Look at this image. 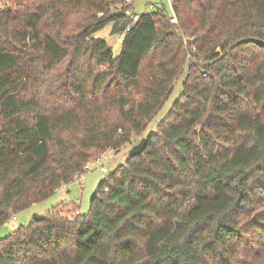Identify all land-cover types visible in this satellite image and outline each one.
Here are the masks:
<instances>
[{
  "label": "trees",
  "instance_id": "trees-1",
  "mask_svg": "<svg viewBox=\"0 0 264 264\" xmlns=\"http://www.w3.org/2000/svg\"><path fill=\"white\" fill-rule=\"evenodd\" d=\"M169 3L175 24L137 14L114 56L95 33L120 37L131 1L2 0L0 226L147 141L86 214L1 238L0 264H264V0Z\"/></svg>",
  "mask_w": 264,
  "mask_h": 264
},
{
  "label": "rangeland",
  "instance_id": "rangeland-1",
  "mask_svg": "<svg viewBox=\"0 0 264 264\" xmlns=\"http://www.w3.org/2000/svg\"><path fill=\"white\" fill-rule=\"evenodd\" d=\"M131 10L136 14H151L158 8H163L168 14L171 13V8L169 0H130ZM150 5L153 7L150 8ZM95 36L105 40V42L112 47L114 56L119 55L121 51V43L119 40V34H110V25H106L101 30L95 33ZM182 76L175 82L174 89L166 100L164 106L160 111L153 117V119L148 123L145 130V134L153 131L159 121L164 117L166 112L171 107L172 103L177 99L181 91L180 81ZM140 139L135 140V144L139 142ZM127 144L120 150L115 151L109 149L105 151L102 155H98V162L90 160L91 163L89 171H84V173L75 176L71 183L61 186L56 192L48 199L33 204L28 209L15 213V219L11 218L0 226V239L8 235L12 230L19 226L27 225L31 220L33 214L43 215L54 208L58 212L71 218L74 216L76 207L80 215L86 214L89 207V200L94 193L98 183L107 178L110 174L114 173L116 168L122 165L128 158V151L133 146ZM101 168H105L107 173H102Z\"/></svg>",
  "mask_w": 264,
  "mask_h": 264
},
{
  "label": "built area",
  "instance_id": "built-area-1",
  "mask_svg": "<svg viewBox=\"0 0 264 264\" xmlns=\"http://www.w3.org/2000/svg\"><path fill=\"white\" fill-rule=\"evenodd\" d=\"M1 2H2V0H0V7H1ZM124 2H125V3H128V2H130V0H124ZM169 4H170V3H169ZM119 6H120V5H118V7H119ZM152 7H153V6L150 5V8H152ZM125 15L129 17V23L126 25V27L124 28V30H123L121 36L119 37V40H118V41H119L120 43L122 42V39H123V37L125 36V34L131 29V27H132L133 25H135V23L137 22V20H138V18H139V16H138L137 14H132V13H130V11H126V12H125ZM170 21H171L172 24H175V23L177 22L176 15L172 12V10H171V19H170ZM203 76H205V74H203ZM94 161H95V162H98V161H99V158H96ZM90 164H91V163H87V164H85V166H84V171H89V170H90V167H91ZM101 172H102V173H107V170H106L105 168H101ZM62 186H65V185H62ZM11 219L14 220V219H15V216H12Z\"/></svg>",
  "mask_w": 264,
  "mask_h": 264
},
{
  "label": "water",
  "instance_id": "water-1",
  "mask_svg": "<svg viewBox=\"0 0 264 264\" xmlns=\"http://www.w3.org/2000/svg\"><path fill=\"white\" fill-rule=\"evenodd\" d=\"M146 141H147L146 137H143L139 140V142L137 144L133 145L128 151V157H133V156L139 155L142 152V150L146 144ZM42 219H44V215L33 214V216H32L33 221H39Z\"/></svg>",
  "mask_w": 264,
  "mask_h": 264
},
{
  "label": "crops",
  "instance_id": "crops-1",
  "mask_svg": "<svg viewBox=\"0 0 264 264\" xmlns=\"http://www.w3.org/2000/svg\"><path fill=\"white\" fill-rule=\"evenodd\" d=\"M46 214V213H45ZM45 214H43V215H45Z\"/></svg>",
  "mask_w": 264,
  "mask_h": 264
}]
</instances>
